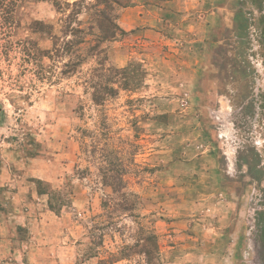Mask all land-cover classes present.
<instances>
[{
	"label": "rangeland",
	"instance_id": "1",
	"mask_svg": "<svg viewBox=\"0 0 264 264\" xmlns=\"http://www.w3.org/2000/svg\"><path fill=\"white\" fill-rule=\"evenodd\" d=\"M3 21L0 264H145L142 230L153 264H264V0H25Z\"/></svg>",
	"mask_w": 264,
	"mask_h": 264
},
{
	"label": "trees",
	"instance_id": "2",
	"mask_svg": "<svg viewBox=\"0 0 264 264\" xmlns=\"http://www.w3.org/2000/svg\"><path fill=\"white\" fill-rule=\"evenodd\" d=\"M24 1L25 0H0V18L4 20L3 22L13 23L14 14L16 13L18 7ZM119 188L112 189L114 192H118ZM120 208H122L123 210H132V207L128 206V204L121 205ZM142 234H144V238L142 239L143 242L141 246L137 244L138 246H140V249H134V251H136L138 255L143 257L145 264H153V261H155V259H157V261L160 260L158 238L154 233L145 232L144 230H142ZM129 248L131 247L126 246L122 248L124 250L118 252L116 256H112V258L109 260V264L128 259L130 257V254L128 253L130 251Z\"/></svg>",
	"mask_w": 264,
	"mask_h": 264
},
{
	"label": "crops",
	"instance_id": "3",
	"mask_svg": "<svg viewBox=\"0 0 264 264\" xmlns=\"http://www.w3.org/2000/svg\"><path fill=\"white\" fill-rule=\"evenodd\" d=\"M49 214H50V212H48V211H44V212H42V213H40V215H41V217H39V216H35V217H31L32 218V220H34V221H37V219H36V217H38V221H40V218L42 219H48V218H50L49 217ZM18 218L20 219L19 221H23V223H24V221L25 222H27L28 221V219L26 218V216H23L22 214H20L19 216H18ZM42 222V221H41ZM43 223V222H42ZM32 248H35V245H34V247H32ZM31 252H32V250H31ZM30 256H33L34 257V255L31 253L30 254Z\"/></svg>",
	"mask_w": 264,
	"mask_h": 264
}]
</instances>
